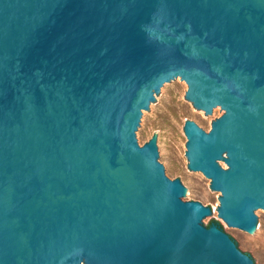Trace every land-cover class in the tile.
Masks as SVG:
<instances>
[{
	"label": "water",
	"instance_id": "water-1",
	"mask_svg": "<svg viewBox=\"0 0 264 264\" xmlns=\"http://www.w3.org/2000/svg\"><path fill=\"white\" fill-rule=\"evenodd\" d=\"M183 80L225 110L191 165L258 236L264 0H0V264H256L143 135Z\"/></svg>",
	"mask_w": 264,
	"mask_h": 264
},
{
	"label": "rangeland",
	"instance_id": "rangeland-1",
	"mask_svg": "<svg viewBox=\"0 0 264 264\" xmlns=\"http://www.w3.org/2000/svg\"><path fill=\"white\" fill-rule=\"evenodd\" d=\"M188 83L181 81L162 94V103L149 113L151 121L143 135L155 145L162 141L167 165H177L172 176L193 189L192 200L207 201L217 215L207 224L216 223L230 233L238 245L250 253L256 264H264V227L259 235L232 228L219 216L221 192L215 190L212 178L195 170L188 156V122L199 119L210 130L216 117L203 114L186 95ZM147 142V143H148ZM264 215V211H260Z\"/></svg>",
	"mask_w": 264,
	"mask_h": 264
},
{
	"label": "flooded vegetation",
	"instance_id": "flooded-vegetation-1",
	"mask_svg": "<svg viewBox=\"0 0 264 264\" xmlns=\"http://www.w3.org/2000/svg\"><path fill=\"white\" fill-rule=\"evenodd\" d=\"M212 224V223H211ZM211 224L207 225V226H210Z\"/></svg>",
	"mask_w": 264,
	"mask_h": 264
}]
</instances>
